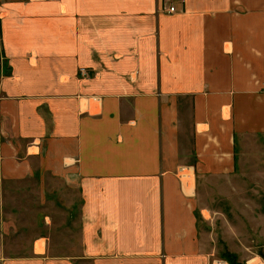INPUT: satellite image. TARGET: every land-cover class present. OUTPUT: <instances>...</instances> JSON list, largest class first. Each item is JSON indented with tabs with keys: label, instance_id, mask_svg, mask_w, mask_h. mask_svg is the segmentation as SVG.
<instances>
[{
	"label": "crops",
	"instance_id": "obj_1",
	"mask_svg": "<svg viewBox=\"0 0 264 264\" xmlns=\"http://www.w3.org/2000/svg\"><path fill=\"white\" fill-rule=\"evenodd\" d=\"M167 1L0 0V182L81 199L61 256L0 264L215 262L198 183L264 155V0Z\"/></svg>",
	"mask_w": 264,
	"mask_h": 264
},
{
	"label": "rangeland",
	"instance_id": "obj_2",
	"mask_svg": "<svg viewBox=\"0 0 264 264\" xmlns=\"http://www.w3.org/2000/svg\"><path fill=\"white\" fill-rule=\"evenodd\" d=\"M256 143L252 138L247 148L239 145L245 156L230 177H200L199 227L214 252L213 264H264V155L254 151ZM34 171L30 178L0 182V257H26L36 234L50 238L52 255L61 256L63 229L75 236L80 227L79 191ZM76 238L67 249H80Z\"/></svg>",
	"mask_w": 264,
	"mask_h": 264
},
{
	"label": "built area",
	"instance_id": "obj_3",
	"mask_svg": "<svg viewBox=\"0 0 264 264\" xmlns=\"http://www.w3.org/2000/svg\"><path fill=\"white\" fill-rule=\"evenodd\" d=\"M32 1H42V0H32ZM170 0H168L167 2L169 3ZM176 11V6L171 3L170 7L168 8V12H175Z\"/></svg>",
	"mask_w": 264,
	"mask_h": 264
},
{
	"label": "bare ground",
	"instance_id": "obj_4",
	"mask_svg": "<svg viewBox=\"0 0 264 264\" xmlns=\"http://www.w3.org/2000/svg\"><path fill=\"white\" fill-rule=\"evenodd\" d=\"M255 260L256 259L252 260L250 263H253L254 264ZM255 264H261V263L256 262Z\"/></svg>",
	"mask_w": 264,
	"mask_h": 264
},
{
	"label": "trees",
	"instance_id": "obj_5",
	"mask_svg": "<svg viewBox=\"0 0 264 264\" xmlns=\"http://www.w3.org/2000/svg\"><path fill=\"white\" fill-rule=\"evenodd\" d=\"M230 257H232V256H230Z\"/></svg>",
	"mask_w": 264,
	"mask_h": 264
}]
</instances>
